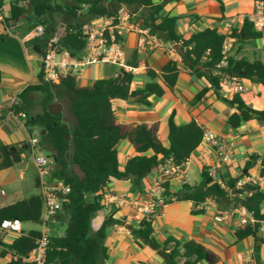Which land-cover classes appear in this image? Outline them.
I'll return each mask as SVG.
<instances>
[{
	"label": "trees",
	"instance_id": "16d2710c",
	"mask_svg": "<svg viewBox=\"0 0 264 264\" xmlns=\"http://www.w3.org/2000/svg\"><path fill=\"white\" fill-rule=\"evenodd\" d=\"M5 2H8L10 12L6 23L16 22L30 15L34 21L30 29L38 25L44 26L43 34L30 40V44L37 46L40 51L50 38L55 37L56 16L61 15L66 21V26L59 36L58 43L72 56L81 57L86 46V37L82 34L84 28L97 17H116L119 6L125 5L131 16H137L141 27H148L151 35L176 45L180 54V62L169 60L160 73L147 68L149 82L139 89H132L134 74L124 68H121L116 76L96 79L92 85L83 87L77 86L74 76H61L54 84L46 83L42 80L41 70L37 76L38 82L30 84L18 95L19 100L28 107L30 104L28 97L32 93L44 92L45 100L51 101L54 90L63 86L68 90V100L77 120L74 129L71 130L61 112L53 115L45 106L43 113L30 115L27 121L29 126L39 127L41 132L45 131L41 134L43 138L41 145L49 150V156L56 161L51 171V180L63 181L71 188V192L63 200L61 210L67 214L65 234L59 237L50 236L45 264L105 263L108 260L107 247L104 245L106 228L113 224L128 227L138 244L158 251L164 264H198L203 260L208 264H216L218 256L198 241L182 242L169 236L161 242L155 236L153 218L128 224L126 218L115 219L114 215H109L96 231L92 230V218L106 208L104 195L110 179H132L134 184L138 185L146 179L151 170L168 159L175 164H184L200 147L204 134L203 127L195 121L178 124L173 112L167 126L166 144L158 136V124H141L135 127L119 124L112 100H128L133 96L136 97L137 103L148 106L149 97H160L166 90L174 89L181 67H184L197 78L206 79L208 83V86L198 93L196 100H200L213 90L219 99L227 102L233 109L227 117L229 125L239 128L243 122L252 119L264 122V110L251 108L239 93H235L231 99L221 94V81L225 76H239L241 79L264 86L263 57L248 61L242 57L226 55L223 50L228 36L234 38V42L243 43L259 39L262 34L257 32L246 18L241 28L234 26L230 34L221 33L218 27H207L199 32H193L189 37H183L177 33L178 19L164 15L165 6L158 0H0V5ZM220 2L224 11L225 6L221 0ZM6 23L5 27H8ZM224 58L225 66L222 65ZM135 60L136 57L133 55L132 61L126 62V65L136 67ZM2 78L3 74L0 71V82ZM23 109L25 107L19 104L15 106L16 113ZM64 124L66 127H63ZM67 134L70 135L69 138ZM123 140H128L135 146L136 154L129 158L124 169H121L116 147ZM24 152L25 149L17 147L16 144H6L0 140V166L7 168L23 163ZM147 152H151V155L148 156ZM252 159L244 167V174L237 179L229 177L225 187L214 181L208 172L209 167L204 166L200 183L193 186L186 184L174 193L168 182L165 184L166 194L176 196V201H192L193 214L202 213L203 209L197 206L209 198L222 209L244 206L255 221L239 227L235 231L236 239L254 236L256 242L264 244V235L257 236L259 228L264 223V192L259 184L254 182H246L241 188L236 187L237 181L253 166ZM35 184L40 187L39 177H36ZM43 207L41 194L0 206V226L4 220L33 222L41 217ZM61 211L55 220L62 219ZM41 235L42 231L37 228L27 232L23 230L21 235L17 234L11 243L4 246L24 256L34 247L35 241ZM6 254L7 251L3 250L2 256ZM5 264L33 263L12 260Z\"/></svg>",
	"mask_w": 264,
	"mask_h": 264
},
{
	"label": "crops",
	"instance_id": "0c3cea01",
	"mask_svg": "<svg viewBox=\"0 0 264 264\" xmlns=\"http://www.w3.org/2000/svg\"><path fill=\"white\" fill-rule=\"evenodd\" d=\"M158 1L165 6L163 8L164 15L178 19L177 33L183 37H189L193 32H199L207 27L220 29L225 22L236 20L235 18L228 20L235 13H227V4L224 2L225 10L222 11L220 0ZM3 6L9 16L8 2H5ZM121 11L128 12L125 5L119 6L118 12ZM31 19V16L28 15L16 22H11L9 27L0 25V71L3 74L0 82V140L6 144L25 141L28 137L27 132L20 125L18 113L15 112L17 104L25 107L26 110L21 111H25L29 116L41 114L44 111L43 107L37 109L36 103L33 101L37 96L36 92L29 95L28 102L30 104L28 107L18 98V95L27 86L38 82L37 76L42 70L40 53L34 50L36 46L30 44L31 38L34 37L33 32L42 25L30 29L34 23ZM55 23V36L59 37L63 33L62 25L66 21L61 15H57ZM42 27L44 28V26ZM139 28L142 27L136 15L131 16L129 20H122L120 28H118L126 51V62H131L133 55L136 57V67L126 65L132 69L131 72L134 74L132 89L142 88L149 82L147 68L160 73L162 67L169 60L180 62V54L176 45L165 42L157 36H153L148 44H142L139 41L141 36ZM241 49L233 48L229 55L245 59ZM255 58L256 55L248 61ZM112 65L117 67H108L104 63H93L87 66L75 78L77 86H90L96 79L116 76L122 66ZM106 71H109L110 75L106 76ZM157 80L159 81V78ZM244 85L248 90L241 96L246 104L255 110H264V86L251 80H245ZM206 86H208L206 79L197 78L187 68L181 67L174 89L166 90L160 97H149L150 104L148 106L137 103L135 97L128 100L113 99L112 107L119 124L132 127L141 124H158V136L166 144L168 142L167 126L173 112H175V121L178 124L195 121L203 129L214 131L228 142L230 146L229 159L227 161L219 160L213 149L202 143L187 161L186 168L189 175L191 167L199 169L201 173L202 167L207 166L215 172L212 179L225 187L229 177L237 179L244 174V167L254 156L256 158L252 159L253 166L239 180L244 183L251 181L258 183L264 192V122L252 119L243 122L239 128L232 127L227 123V117L233 109L227 102L219 99L213 90H210L200 100H196L198 93ZM221 94L228 99L234 95L231 90L225 89L221 90ZM64 121H66L65 118ZM116 149L120 168L124 169L127 160L136 154L135 146L128 140H123L117 144ZM40 152L48 156L50 154L49 150L43 146L40 147ZM146 154L149 156L151 152ZM32 164L30 160L27 161V166ZM17 166L7 168L0 166V206L24 200L20 199V196L25 190V173L22 168H17ZM159 169L157 167L151 170L146 179L138 185L134 184L132 179H110L104 195L106 208L92 218V230L96 231L109 215H114L115 219L126 218L128 224H136L133 220L136 208L140 207L148 198V189L158 179ZM35 170L34 178L36 179L39 175L36 168ZM192 181L196 185L201 180L194 178ZM188 185L193 186L189 178ZM181 187L177 182L170 183L171 191L174 193ZM37 188L39 191L35 194H40L41 183ZM112 194H125L129 202L122 206L110 203L109 196ZM193 208L194 203L187 200H174L166 205L159 214L153 217L155 236L161 242L169 236L182 242L198 241L218 256L216 264H264V244L256 242L254 236L242 240L236 239L235 231L240 227L239 215L217 221L216 217L223 209L211 198L197 206V208L203 209L202 213L193 214ZM259 229L262 230L263 236L264 223ZM16 236L15 232H0L1 264L7 263V255L2 256L4 245L11 243ZM104 245L107 247L108 260L103 264H134L138 262L164 264V260L157 250L144 244H138L130 229L124 225L108 226ZM198 264L208 263L203 260Z\"/></svg>",
	"mask_w": 264,
	"mask_h": 264
},
{
	"label": "built area",
	"instance_id": "2783aa9c",
	"mask_svg": "<svg viewBox=\"0 0 264 264\" xmlns=\"http://www.w3.org/2000/svg\"><path fill=\"white\" fill-rule=\"evenodd\" d=\"M250 1L252 9L249 13H242L240 19L230 20L222 24V27L226 29V34H230L234 26L241 28L244 20L248 18L254 29L264 36V0ZM8 17L5 7L0 5V25H5ZM130 18L131 15L128 12L121 11L118 12L116 17H97L93 19L82 32L86 37V46L79 58L72 56L68 50L58 43L59 37L50 38L40 51L43 71L42 80L46 83L54 84L61 76H74L76 78L87 66L93 63L118 64L126 71L131 72L132 69L126 66V51L118 31L121 21L124 19L129 20ZM138 31L141 35L139 41L142 44H148L154 36L149 33L148 27L139 28ZM43 32L44 28L42 26L37 27L33 32L34 37L41 36ZM234 41V38L230 36L226 38L223 49L226 55H228V51ZM222 65H226L225 58L222 61ZM244 82L245 79H241L239 76H225L221 81V90H231L234 94L239 93L242 95L248 90ZM18 117L20 125L27 132L28 137L27 140H21L14 144L19 148L25 149V152L22 153L23 159L25 161L30 160L36 166L41 183L40 194L44 204L43 213L39 218V223L43 226V229L41 230V237L35 241L34 247L27 255L20 256L14 251L8 250L5 246L3 250L7 251V262L17 260L21 263L45 264L47 261V249L51 239L47 233V226L55 221L56 215L62 210L63 200L71 192V188L63 181L53 182L51 180V171L56 161L45 153L37 151L41 141V129L28 125L29 115L25 111H20ZM203 130L202 143L213 149L219 160L227 161L229 159L230 146L225 138L214 133V131ZM186 164L187 162L175 164L171 159H168L159 165L158 179L148 189V198L140 207L136 208L133 216V220L136 223H140L145 219H152L166 205L175 200L176 196L166 194V183L177 182L182 187L186 184L188 185L189 173ZM208 172L211 177L215 176V172L211 168L208 169ZM243 185L244 182L242 180H238L236 183L237 188H241ZM1 193L3 194V192ZM109 199L110 203H115L117 206H122L129 202L125 194H112ZM235 215L240 216V227L255 221L242 205L221 210L216 220L222 221L226 217ZM3 231H11L21 235L23 233V223L18 219L4 220L0 226V232Z\"/></svg>",
	"mask_w": 264,
	"mask_h": 264
},
{
	"label": "rangeland",
	"instance_id": "374dc122",
	"mask_svg": "<svg viewBox=\"0 0 264 264\" xmlns=\"http://www.w3.org/2000/svg\"><path fill=\"white\" fill-rule=\"evenodd\" d=\"M222 2L227 4V13H235V15H233V17L228 18V20H230L231 18H235V19H240L241 18V14L244 13H249L252 9V5H251V1L250 0H221ZM7 26L9 27L11 25V22L6 23ZM66 24V23H65ZM62 25V30H64V26L66 25ZM219 31L221 33H225L226 29H224V27H221L219 29ZM34 36V34H33ZM236 48L238 50L241 49L242 51V55L244 56L245 59L249 60L252 57H254V55H256V58L258 57H263L264 58V36H262V38L259 39H255V40H250V41H246V42H233L229 52L233 49ZM255 58V59H256ZM105 66L108 67H117L116 65H112L111 63H104ZM107 64V65H106ZM110 75L109 71H106V76ZM37 96L36 98L33 100L34 103H36V108L40 109L41 107H49L52 104H58L60 106V112L62 113L63 117L65 118V122L66 124L71 128V130L74 129L75 124H76V118L72 113L71 110V105L70 102L68 100L69 94H68V90L66 88H63V86H59L58 88H56L54 90V96L53 99L51 101H46L45 100V96L46 93L44 92H36ZM47 102V105H46ZM40 143L37 147V151L39 153L40 152V147L42 146L41 143H43V138L40 137ZM72 151V147L70 148V152ZM17 168H22V170H24L25 173V190L22 191V194L20 196V199H27L29 198L32 194H35L36 192L39 191V189L37 188V186L35 185L34 181H35V174H36V170L34 168V165H30L27 166V161H23V163L17 164ZM27 166V167H26ZM201 180V173L199 171V169L197 168H193L191 167V174L189 175V180L190 182L194 185L195 183L192 180ZM61 214H63L62 219L60 218V220H55L52 223H49L47 226V233L48 235L52 236V237H59V236H63L65 234L66 228H67V224L65 221V217L67 216V214L63 211H61ZM32 228H37L42 230L43 226L40 223H34V222H25L23 223V229L27 232Z\"/></svg>",
	"mask_w": 264,
	"mask_h": 264
},
{
	"label": "water",
	"instance_id": "95a60500",
	"mask_svg": "<svg viewBox=\"0 0 264 264\" xmlns=\"http://www.w3.org/2000/svg\"><path fill=\"white\" fill-rule=\"evenodd\" d=\"M34 50L37 52V53H40V50L38 49V47L36 46L35 48H34ZM135 97H130V99H134ZM60 106L58 105V104H52V105H50L49 107H48V111H49V113H51V114H53V115H56V114H58L59 112H60ZM63 127H66V125L64 124L63 125ZM45 133V131H42V134H44ZM70 137V135L69 134H67V138H69ZM187 190L189 191L190 190V188H187ZM33 222L34 223H39V219H35V220H33ZM257 236H262V230L261 229H259V231H258V234H257Z\"/></svg>",
	"mask_w": 264,
	"mask_h": 264
}]
</instances>
